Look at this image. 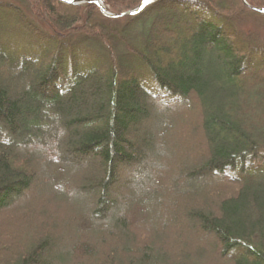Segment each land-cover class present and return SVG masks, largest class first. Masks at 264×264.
<instances>
[{
    "label": "trees",
    "instance_id": "16d2710c",
    "mask_svg": "<svg viewBox=\"0 0 264 264\" xmlns=\"http://www.w3.org/2000/svg\"><path fill=\"white\" fill-rule=\"evenodd\" d=\"M100 1L113 15L143 2ZM246 2L150 0L136 15L113 18L94 3L0 0V216L32 187L29 170L51 182L64 177V164L39 165L20 151L59 132L61 160L87 167L79 191L94 201L87 213L70 214L76 228L65 225L71 238L64 244L45 226L47 235L20 255L18 232L1 228L0 264H95L109 238L115 245L105 249L107 264H188L171 261L161 246L168 227L146 224L141 200L150 196L158 207L161 197L149 175L120 183L122 168H147L155 152L147 124L171 122L169 111L194 95L204 105L208 153L181 165L172 195L202 207L180 217L218 243L223 264H264V42L248 24L264 26V14L250 8L264 9V0ZM216 176L227 185L213 184ZM125 189L130 194L119 204L114 198ZM208 189L220 195L217 204Z\"/></svg>",
    "mask_w": 264,
    "mask_h": 264
},
{
    "label": "rangeland",
    "instance_id": "374dc122",
    "mask_svg": "<svg viewBox=\"0 0 264 264\" xmlns=\"http://www.w3.org/2000/svg\"><path fill=\"white\" fill-rule=\"evenodd\" d=\"M223 1H227L228 5L231 6L233 4L232 2H238L239 0ZM241 1L243 4L248 5L246 0ZM103 6L106 8L104 4ZM250 8L254 11L255 7ZM106 10L111 13L107 8ZM68 12L66 11L65 13L64 9L60 10V13L63 15H68ZM27 17L33 20L31 16L27 15ZM248 24L256 27H253L255 33L264 42V26L254 22H248ZM9 34L14 38L15 31L9 32ZM16 34L15 39H21V33ZM22 36L25 37L24 34ZM4 78L7 79L8 76L4 74ZM23 86L27 88L28 82H25L20 88ZM50 110L52 109L47 110V113ZM202 111H204L203 102L194 95L192 103L184 107H176L169 111L171 122H167L160 128H154V122H149L147 127L153 129L151 131L155 138V152L148 156L147 168L141 166H139L141 169L138 166L130 168L129 170H123L122 168V180L120 184L123 185L126 181L130 182L133 179L141 180L143 172H145V174L149 175V178L146 180H151L152 186L160 189V206L157 207L156 202L153 204L150 196L141 201L147 206L150 212V218H144L147 226H166L169 228V232L165 236L166 242H162L161 246L163 245L162 247L166 249L171 261L183 262L187 258L188 264H223L219 260L220 252L216 251L218 243L215 244L212 238L203 237L201 232H191L188 224L180 217L179 212L181 213L189 208L202 207L201 202L187 195L179 197H176V195L173 197L172 195L174 179L177 178L181 165L185 161L195 163L199 157L207 156V142L201 130ZM61 138L62 135L59 132L48 142H45V144L34 142L30 143L27 147H20V151L24 156L31 154L39 165H43L45 162H51L55 166L60 163L65 166L64 177H59L53 180V182L49 179L42 178L38 170H29L30 176L33 173L36 174V179L32 187L16 201L12 209L0 216V230L2 228L4 234L8 231L18 232V236L21 238V247L17 251L20 255L26 252L25 248L31 240L46 236V232L60 243H67L68 238H71V232L65 225L73 224L69 219L70 214L76 209L86 211L87 213L94 206V201L88 200L79 191L83 178L82 175L87 167L73 169L61 160L58 149ZM215 180L213 184L217 186L224 187L227 185L222 183L223 181H218L220 179L217 176ZM142 181L143 183L146 182L145 179ZM149 183L150 181L147 184ZM147 191L150 192L149 190ZM129 194L125 189L122 191L120 197L114 199L119 204H122L125 197ZM54 195H56L57 199H53V202L52 198ZM206 196H208L206 198L211 200L213 204H217L218 199H220V195L217 193L212 196L210 189H208ZM225 197L227 196L225 195ZM24 216L26 217L24 218ZM51 223L54 225L53 228H55V231L50 227ZM12 226L13 228H10ZM45 226L48 229L45 228L47 230L46 232L44 230ZM103 226L104 223L100 224V227H97L95 230L92 229L90 231L92 239L96 234L95 232L104 230ZM32 228L36 231L34 235L28 233V230ZM133 232L137 233L136 231ZM139 237L141 240H146L142 237V234ZM10 242L8 239L5 240L7 246ZM113 245H115L114 239L109 238L107 244L103 246V255L98 257L95 264H107V258L104 255L106 254L105 249L107 247L108 249L112 248ZM201 251L203 252V257L199 260L198 253Z\"/></svg>",
    "mask_w": 264,
    "mask_h": 264
},
{
    "label": "water",
    "instance_id": "95a60500",
    "mask_svg": "<svg viewBox=\"0 0 264 264\" xmlns=\"http://www.w3.org/2000/svg\"><path fill=\"white\" fill-rule=\"evenodd\" d=\"M62 2H65V3H69L71 5H81V4H84V3H94L96 4L100 10L102 11V13L108 17H113V18H120V17H125V16H131V15H135V14H138L146 5H143V2L141 4V6L137 9H134V10H131V11H128V12H125V13H122V14H119V15H113V14H110L106 8L103 6L102 2L100 0L98 1H89V0H61ZM143 5V6H142ZM254 11H257V12H260L262 14H264V9H257V8H254Z\"/></svg>",
    "mask_w": 264,
    "mask_h": 264
},
{
    "label": "snow or ice",
    "instance_id": "6c2138e0",
    "mask_svg": "<svg viewBox=\"0 0 264 264\" xmlns=\"http://www.w3.org/2000/svg\"><path fill=\"white\" fill-rule=\"evenodd\" d=\"M150 2V0H143V5H146V4H148ZM142 5V6H143Z\"/></svg>",
    "mask_w": 264,
    "mask_h": 264
}]
</instances>
